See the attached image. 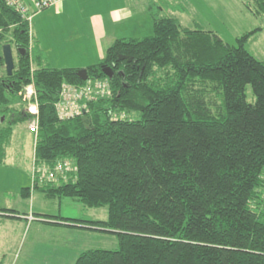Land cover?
<instances>
[{"label": "trees", "instance_id": "obj_1", "mask_svg": "<svg viewBox=\"0 0 264 264\" xmlns=\"http://www.w3.org/2000/svg\"><path fill=\"white\" fill-rule=\"evenodd\" d=\"M254 3L264 15V0ZM160 9L151 3V35L115 40L83 80L78 68L38 63L32 21L0 0V43L18 50L11 75L0 56V161L14 126L31 117L20 93L33 81L35 163L71 160L76 170L57 182L37 175L21 196L39 190L107 206L106 220L56 219L118 237L117 249H88L74 264H264V60L246 48L262 28L233 46ZM97 80L108 81L109 93L60 119L63 86Z\"/></svg>", "mask_w": 264, "mask_h": 264}, {"label": "rangeland", "instance_id": "obj_2", "mask_svg": "<svg viewBox=\"0 0 264 264\" xmlns=\"http://www.w3.org/2000/svg\"><path fill=\"white\" fill-rule=\"evenodd\" d=\"M182 8L175 10L173 16L190 28L211 30L230 45L237 46V38L246 32L261 27L262 30L253 35L246 48L255 57L264 60V15L258 11L254 0H176ZM146 27L139 35H151ZM146 31V32H143ZM141 37V36H138ZM143 37V36H142ZM4 43H0V56H3ZM15 63L18 60V50L12 43ZM4 68H0L3 71ZM6 70V69H5ZM247 98L255 102L256 97L252 86L247 88ZM134 117L139 118V114ZM27 122L14 126V135L7 147L6 158L0 161V205L11 211H19L26 218H37L30 222L25 232V239L16 250V254H8L5 264H40L34 255L42 253L54 255L59 264H74L78 255L88 249H117L119 247L117 234L101 229L85 226L66 225L64 223L44 225L41 220L52 218L79 219L84 221L106 220L108 207H88L74 197H48L44 192L34 190L30 199H24L20 191L34 184L35 168V138L27 128ZM0 215V219L7 217ZM32 222V223H31ZM64 222V221H62ZM72 224V222L66 221ZM6 227H0L4 232ZM39 235V236H38ZM35 237H39L37 242ZM33 238L35 240L31 241ZM24 244V246H23ZM29 247L35 249L34 255L26 257ZM31 250V251H32ZM18 253V254H17ZM3 258H0L2 261ZM43 264V263H42ZM49 264H56L50 262Z\"/></svg>", "mask_w": 264, "mask_h": 264}, {"label": "crops", "instance_id": "obj_3", "mask_svg": "<svg viewBox=\"0 0 264 264\" xmlns=\"http://www.w3.org/2000/svg\"><path fill=\"white\" fill-rule=\"evenodd\" d=\"M151 3L159 4L160 15L164 16H173L175 10H180L175 7L180 4L176 0H59L33 17L34 57L42 65L86 69L102 60L115 40L142 38L145 36L139 35L143 34L141 30L149 27L151 31L154 28ZM32 195L24 199H30ZM2 208L7 207L0 205ZM3 213L7 218L0 219V227H6L4 232H0V258H3L0 264H5L8 254H13V257L17 247L27 239L24 236L30 223L28 220H37L21 216L19 211ZM40 222L44 225L66 223L56 218H45ZM38 240L39 237L35 242ZM32 249H27L26 257L34 255L35 249ZM34 256L40 264H59L54 255H47L44 251Z\"/></svg>", "mask_w": 264, "mask_h": 264}, {"label": "built area", "instance_id": "obj_4", "mask_svg": "<svg viewBox=\"0 0 264 264\" xmlns=\"http://www.w3.org/2000/svg\"><path fill=\"white\" fill-rule=\"evenodd\" d=\"M58 1L59 0H5L9 7L20 12L23 17L30 22L34 15L51 7ZM109 91L110 85L108 81L105 80H97L93 85L87 84L85 86L65 84L62 88L60 99L56 104L57 114L60 119L74 118L82 114L84 100L104 96L109 93ZM20 95L26 103L25 110L31 114V117L27 120V128L33 133L36 144L39 132V100L34 82L31 81V83L27 84ZM34 164V180L38 175L40 180H45L47 182H57L59 177L67 180L69 174L76 170V165H74L71 160L58 161L52 167L45 164L37 167L36 163Z\"/></svg>", "mask_w": 264, "mask_h": 264}, {"label": "water", "instance_id": "obj_5", "mask_svg": "<svg viewBox=\"0 0 264 264\" xmlns=\"http://www.w3.org/2000/svg\"><path fill=\"white\" fill-rule=\"evenodd\" d=\"M3 57L5 60V67H6L7 73L11 75L15 67V61H14L12 47L10 44H4ZM121 58H126V56H122ZM129 60H131V58ZM103 71L109 78L113 77V70L111 69V67L103 66ZM77 73H78V76L83 80H86L89 76L87 68L79 69ZM83 119L84 121H87V120L89 122L91 121V119L87 115H84ZM87 126H89V124Z\"/></svg>", "mask_w": 264, "mask_h": 264}]
</instances>
